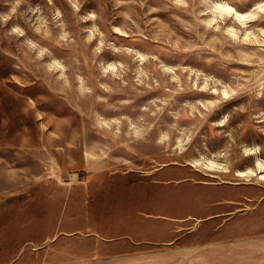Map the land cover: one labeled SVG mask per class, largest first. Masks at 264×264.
Instances as JSON below:
<instances>
[{
    "label": "rangeland",
    "instance_id": "1",
    "mask_svg": "<svg viewBox=\"0 0 264 264\" xmlns=\"http://www.w3.org/2000/svg\"><path fill=\"white\" fill-rule=\"evenodd\" d=\"M216 1L0 0V264H264V0Z\"/></svg>",
    "mask_w": 264,
    "mask_h": 264
},
{
    "label": "bare ground",
    "instance_id": "2",
    "mask_svg": "<svg viewBox=\"0 0 264 264\" xmlns=\"http://www.w3.org/2000/svg\"><path fill=\"white\" fill-rule=\"evenodd\" d=\"M216 4H223L226 8L232 9V7L225 1L219 0L215 2ZM235 10V9H234ZM237 14H241V12H238L235 10ZM246 152H253L255 153V159H254V166H247L242 169H237L235 172V175L238 178L245 179L249 178L251 176H255L257 179L260 181L264 182V159L259 156V154L256 152V146L253 147H246L244 148ZM195 165H198L200 162L199 160L193 161ZM205 166L215 168V169H220L222 171H228V168L224 165L219 163L218 161L212 159V158H207Z\"/></svg>",
    "mask_w": 264,
    "mask_h": 264
},
{
    "label": "snow or ice",
    "instance_id": "3",
    "mask_svg": "<svg viewBox=\"0 0 264 264\" xmlns=\"http://www.w3.org/2000/svg\"><path fill=\"white\" fill-rule=\"evenodd\" d=\"M217 7L219 8L220 6H219V5H217ZM227 11H229V12H230V11H231V9H228Z\"/></svg>",
    "mask_w": 264,
    "mask_h": 264
}]
</instances>
